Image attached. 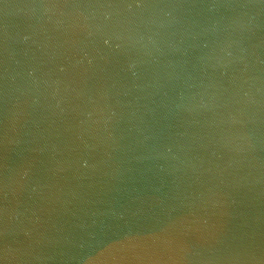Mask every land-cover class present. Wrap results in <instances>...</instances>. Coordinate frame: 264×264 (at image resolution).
<instances>
[{
  "label": "water",
  "instance_id": "water-1",
  "mask_svg": "<svg viewBox=\"0 0 264 264\" xmlns=\"http://www.w3.org/2000/svg\"><path fill=\"white\" fill-rule=\"evenodd\" d=\"M0 264H264V0H0Z\"/></svg>",
  "mask_w": 264,
  "mask_h": 264
}]
</instances>
